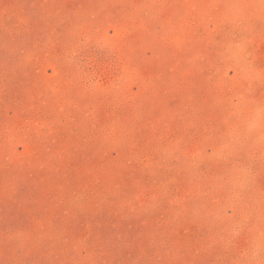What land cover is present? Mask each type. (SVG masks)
<instances>
[{
    "label": "rangeland",
    "instance_id": "rangeland-1",
    "mask_svg": "<svg viewBox=\"0 0 264 264\" xmlns=\"http://www.w3.org/2000/svg\"><path fill=\"white\" fill-rule=\"evenodd\" d=\"M0 264H264V0H0Z\"/></svg>",
    "mask_w": 264,
    "mask_h": 264
}]
</instances>
